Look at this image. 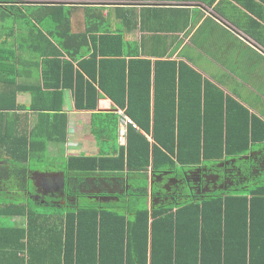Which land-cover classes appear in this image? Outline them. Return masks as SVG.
Instances as JSON below:
<instances>
[{"label":"trees","instance_id":"obj_1","mask_svg":"<svg viewBox=\"0 0 264 264\" xmlns=\"http://www.w3.org/2000/svg\"><path fill=\"white\" fill-rule=\"evenodd\" d=\"M203 1L213 5L216 0ZM234 1L254 22L264 20V0ZM74 7L43 3L39 16L44 22L40 19L31 26L34 38L41 39L30 47L42 58L41 84L19 85L14 70L19 56L15 48L9 50L13 61L7 64L14 72L8 74L6 89L0 90V159L6 164L0 165V174L16 175L24 189L32 186L25 176L29 164L37 158L44 161L50 141L67 138L66 90H72L75 107L81 110L96 109L103 92L126 110L138 128L129 125L126 144L117 156L69 157L62 189L68 198L65 203L58 201L54 211L39 209L41 204L54 206L52 201L0 198V216L27 217L26 226L0 223V264H264V176L248 185L228 182L260 168L255 160L264 159V150L262 156L256 151L257 145H264V120L188 63L142 57L148 53V41L159 42L161 37L142 34L136 56L126 58V30L114 27L109 18L112 11L105 15L104 7H86L85 29L73 31ZM152 9L189 13L184 7L143 6L137 10L116 6L115 11L124 13L123 22L129 28L145 31L144 16ZM18 12L27 17L22 10ZM11 16L9 11L0 12V18ZM188 21L187 15L185 26ZM259 24L262 28L257 32L243 27L264 43V25ZM24 88L32 94L30 108L41 123L22 133L11 131L4 117L23 109L17 93ZM103 113V125L93 124L92 132L102 136L117 127L118 135V114ZM41 148L43 153L37 155ZM150 167L155 176L197 169L209 175L214 170L217 181H222L215 189L210 186L201 192L190 189L194 183H186L188 191L166 187L162 192L170 203L151 208L148 186L140 187L137 196L141 201L131 204V218L121 206L72 202L71 197L79 195L83 174L147 172ZM159 191L155 184L151 195ZM166 234L171 238L169 244L162 240Z\"/></svg>","mask_w":264,"mask_h":264},{"label":"crops","instance_id":"obj_2","mask_svg":"<svg viewBox=\"0 0 264 264\" xmlns=\"http://www.w3.org/2000/svg\"><path fill=\"white\" fill-rule=\"evenodd\" d=\"M43 3H63L67 6H77L74 7L71 15L72 28L75 32L83 31L86 27V7H89V9L104 7L105 15L109 10L112 11L109 17L111 23L114 27L120 26L126 30L124 33L126 41L124 56L126 58L136 56L142 34L151 38L161 37L159 42L154 39L148 41L146 47L148 53L141 56L150 58L153 62L158 59H172L188 63L203 78L217 84L225 94L236 98L251 113L257 114L264 120V95L259 96L260 98L254 96V93H258L257 86L264 89V43L244 28L249 27L252 31L257 32L262 28L259 23L264 25V20L256 18L259 21L257 23L249 16L243 15L242 10L245 8L234 0H216L213 5H209L203 0H0V12L9 11L12 14L9 18H0V90L6 89L5 82L8 74L14 72L9 69L10 65L7 64L13 61L9 50L14 48L17 52L16 56H19L18 65L14 69L19 85L28 87L42 83V58H39L36 55L37 53L32 52L30 49L32 45L40 44L41 40L34 38L36 32L35 29L32 30L30 24V22L32 25L36 24V16L31 19H24L26 17H23L18 11L19 9L30 8L33 13L39 15L38 11H42ZM116 6H129L137 8V10H140L143 6L184 7L189 10V13L183 11V16L153 9L148 10L146 11L148 13L144 16L146 30L141 31L129 28L123 22L125 21L123 19L124 13L115 11ZM15 12L18 14H14ZM187 15L189 21L185 26L184 21ZM129 25L133 26V23ZM158 27H162V29ZM262 30L264 31V29ZM31 33H34V35ZM175 37L177 39H175L174 44L168 45ZM165 46L166 49H164ZM162 49L166 51L161 53ZM64 58H68V55L66 54ZM219 67L222 68V75L226 78L223 79L221 75L216 74ZM226 79L232 82H227ZM101 94L96 109L81 110L75 107L72 90H66L64 100V111L68 115L66 140L50 141L46 151L47 155L50 156H47V158L45 156L44 161H39L38 158L36 161L34 158L33 165L29 164L25 176L28 178L27 182L34 186L33 192L29 188L20 187V181L16 175L12 177V175L4 173L0 174L1 195L6 193L4 195H9V197L32 199L38 202L43 201L42 194L49 191L50 195L51 193L55 196L61 195V202L65 203L67 198L64 199L62 189L67 180L69 157L101 154L117 156L120 153L121 147L126 144L127 137L125 141H120L117 135V127L113 128L112 134L104 131L102 136H97L92 132L93 124L96 126L103 125L105 119L103 112L117 113L119 109L107 95L103 92ZM31 102L32 94L28 89H21L17 93V103L23 109L12 110V114L4 117L6 123L10 122L11 131L23 133L41 123L40 116L30 108ZM149 139L153 141L151 136H149ZM263 150L264 145H257L256 151L260 156H262ZM40 153H43L42 148L37 151V155ZM255 161L260 168L256 169L253 175L247 177L241 175L234 183L228 181L229 185L233 186L236 183L248 185L253 180L264 176V159L260 157V160ZM2 164H5V161L0 159V165ZM260 170H263V173ZM209 175L212 179L208 184L209 186L206 185L208 186L206 188L209 190L212 186V189H215L220 182L217 181L214 170ZM180 176L175 177L172 173L157 174L155 176L151 167L147 172L97 170L94 173L81 176L78 189L79 195L71 197V199L74 203L83 202L82 197L87 195L89 200L83 204L121 206L123 210H126L127 216L131 218L133 216L129 210L131 204L141 201V198L137 196L140 187L147 185L149 188V195L147 196L149 208L153 204L170 203L168 196H164L162 192L164 188L169 186H175L179 189L180 183H194V186L190 187L191 190L203 191L201 189L203 188L201 169L184 171ZM22 177L20 176V178ZM24 178L22 179L24 180ZM31 179L34 180L33 183H31ZM155 184H157L160 191L157 196H152L151 190ZM44 185L51 186V190L42 191L40 187ZM178 193H180L179 190ZM176 196L171 198L172 201L176 200ZM16 218L18 219L17 224L26 226V216H17ZM104 229L105 232L109 231L108 228ZM163 236L164 244H169L171 239H168L169 234ZM151 240L150 232V247ZM186 240L187 238L182 239V241Z\"/></svg>","mask_w":264,"mask_h":264},{"label":"rangeland","instance_id":"obj_3","mask_svg":"<svg viewBox=\"0 0 264 264\" xmlns=\"http://www.w3.org/2000/svg\"><path fill=\"white\" fill-rule=\"evenodd\" d=\"M22 12L23 13H25V15H27V17L26 18H24V19H31V18H33L34 16H36V25H38L39 24V22L38 21H40V19H41V21H43L42 20V17L41 16H39V15H37V14H35V13H31L32 12V10H30V8L28 9H23L22 10ZM40 11H38V13H39ZM40 15H41V13H40ZM24 17V16H23ZM45 21H46V19H45ZM44 22V21H43ZM30 24H31V26H32V23L30 22ZM213 66V65H212ZM214 67V66H213ZM215 68V67H214ZM218 70L216 71V74H218V75H221V77L224 79V78H226V77H224V75H222L223 73V70H222V68L221 67H219V68H217ZM224 81V80H223ZM226 81L227 82H232V81H230L229 79H226ZM257 92L258 93H254V96H256V97H259V96H262V94L264 95V89H263V87H259V86H257ZM259 94V95H258ZM260 98V97H259ZM47 156H50V155H46V158H47ZM37 163V162H36ZM181 170H178V171H176V173L174 172V173H172V175L173 176H175V177H181L180 175H181ZM222 181V180H221ZM221 181H220V183H221ZM34 182V180L33 179H31V183H33ZM183 183H184V186H183ZM183 183H180L179 184V187H183V190L184 191H188V186H186V184H185V182H183ZM5 184V183H4ZM3 185V184H2ZM220 185V184H219ZM51 188V186H48V185H44V186H41L40 187V189L43 191V190H51L50 189ZM35 189H36V187H35ZM53 189V188H52ZM29 190L30 191H34V186L32 185L31 187H29ZM0 192L2 193V190H0ZM1 193H0V198H2V200L3 199H8V197H9V195H4V194H2L1 195ZM86 197H82L83 199V202H81L80 201V203L81 204H83L84 202H86V201H88L89 199L87 198V195H85ZM10 197H12V196H10ZM65 198H68V196H64V199ZM62 199V197L61 196H55V195H52V193H51V195H50V192L49 191H47V192H45L44 194H42V200H43V202H45L46 200L47 201H52V203L54 204V206H51V204H41L40 206H39V209L41 210V211H43V212H46V210H48V211H54V209L56 208L55 206L57 205L56 203L58 202V201H60ZM61 208V207H60ZM63 209V208H62ZM17 218L16 217H13V218H10V217H5V216H0V223H5V224H10V223H12V222H17Z\"/></svg>","mask_w":264,"mask_h":264},{"label":"built area","instance_id":"obj_4","mask_svg":"<svg viewBox=\"0 0 264 264\" xmlns=\"http://www.w3.org/2000/svg\"><path fill=\"white\" fill-rule=\"evenodd\" d=\"M119 119L118 137L120 141H125L127 137V130L129 125L138 128L137 124L132 120V118L126 113L125 109L119 108L117 111Z\"/></svg>","mask_w":264,"mask_h":264},{"label":"flooded vegetation","instance_id":"obj_5","mask_svg":"<svg viewBox=\"0 0 264 264\" xmlns=\"http://www.w3.org/2000/svg\"><path fill=\"white\" fill-rule=\"evenodd\" d=\"M203 175V179L205 180V183H202V185H203V188H206V187H208L209 185V182L211 181V177H210V175H204V174H202ZM206 185H208V186H206Z\"/></svg>","mask_w":264,"mask_h":264},{"label":"water","instance_id":"obj_6","mask_svg":"<svg viewBox=\"0 0 264 264\" xmlns=\"http://www.w3.org/2000/svg\"><path fill=\"white\" fill-rule=\"evenodd\" d=\"M151 138H153V137L151 136Z\"/></svg>","mask_w":264,"mask_h":264}]
</instances>
